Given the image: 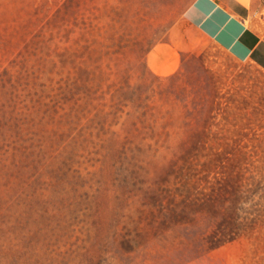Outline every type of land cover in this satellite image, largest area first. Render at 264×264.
Listing matches in <instances>:
<instances>
[{
	"label": "rangeland",
	"instance_id": "374dc122",
	"mask_svg": "<svg viewBox=\"0 0 264 264\" xmlns=\"http://www.w3.org/2000/svg\"><path fill=\"white\" fill-rule=\"evenodd\" d=\"M190 0H0V264H264V73Z\"/></svg>",
	"mask_w": 264,
	"mask_h": 264
},
{
	"label": "crops",
	"instance_id": "0c3cea01",
	"mask_svg": "<svg viewBox=\"0 0 264 264\" xmlns=\"http://www.w3.org/2000/svg\"><path fill=\"white\" fill-rule=\"evenodd\" d=\"M182 18L233 61L264 73V0H190Z\"/></svg>",
	"mask_w": 264,
	"mask_h": 264
}]
</instances>
